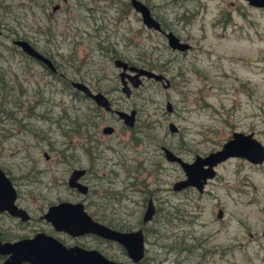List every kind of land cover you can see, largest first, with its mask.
Instances as JSON below:
<instances>
[{
    "label": "rangeland",
    "instance_id": "374dc122",
    "mask_svg": "<svg viewBox=\"0 0 264 264\" xmlns=\"http://www.w3.org/2000/svg\"><path fill=\"white\" fill-rule=\"evenodd\" d=\"M124 1L68 0L55 11L58 0H0V167L16 187V203L30 214L20 221L1 213V229L13 238L50 229L41 217L48 205L82 200L115 228L142 226V264H264V161L231 156L215 165L201 192L174 190L186 175L160 148L192 161L219 149L233 131L252 132L264 145V8L247 0H142L190 44L175 53L131 5L118 20ZM49 34L44 48L63 76L12 48L11 38L29 36L42 45ZM104 38L125 57L170 59V86L143 78L126 96ZM69 79L101 90L116 108L136 109L135 125L75 94L64 84ZM105 125L113 132H103ZM74 168L88 169L85 195L67 184ZM149 198L156 209L142 224ZM89 244L136 264L116 242Z\"/></svg>",
    "mask_w": 264,
    "mask_h": 264
},
{
    "label": "water",
    "instance_id": "95a60500",
    "mask_svg": "<svg viewBox=\"0 0 264 264\" xmlns=\"http://www.w3.org/2000/svg\"><path fill=\"white\" fill-rule=\"evenodd\" d=\"M250 5L264 8V0H247ZM133 8L141 15L142 22L149 28L161 30L160 23L153 17L149 7L141 0H131ZM168 44L172 48L188 49L190 44L182 41L174 32L166 33ZM14 43L21 46L27 53L44 61L48 66L54 68L51 60L36 50L28 41L24 39H15ZM116 66L121 68L123 87L122 90L129 95L130 88L126 76L134 86H137L141 79L140 75L155 80L163 81L164 75L153 70L127 65L120 58L115 59ZM126 69L133 71L128 73ZM163 82L164 87L169 86V81ZM72 84L82 90V92L92 98L97 105L105 109H111L112 106L108 98L101 91H92L85 83L81 81H72ZM166 108L171 110V102H166ZM119 116L127 125H133L135 122V109L130 112L116 110ZM170 130L176 131L177 126L169 123ZM113 126L105 125L102 131L112 133ZM166 158L169 161L178 162L185 172L186 177L176 180L173 183L174 190H181L187 186H194L200 192L208 178L215 175L214 166L231 156L245 157L253 163L264 161V145L253 135L252 132L233 131L231 136L225 140L219 149L210 151L204 156L196 154L192 161H186L170 149L164 147ZM85 172V168H74L70 172L67 184L75 188L80 193H86L88 186L81 182L79 178ZM16 188L11 179L0 167V211L7 210L11 215L20 216L22 219H28L29 214L25 209L19 207L15 201ZM155 212V206L151 198L147 200V206L144 209L142 220L149 221ZM218 216L221 212L217 213ZM44 218L48 220L53 227L59 230H65L73 235L92 232L110 240H114L125 247L128 256L133 261H139L144 257V233L141 228L133 230H120L103 222L94 219L85 209L83 201L60 200L48 206L44 213ZM262 234H264V227ZM0 255H7L0 264H123L117 260L105 256L95 248L86 249L78 245L65 246L54 236L45 232H37L30 237H22L14 241H2L0 239Z\"/></svg>",
    "mask_w": 264,
    "mask_h": 264
},
{
    "label": "flooded vegetation",
    "instance_id": "af4514ba",
    "mask_svg": "<svg viewBox=\"0 0 264 264\" xmlns=\"http://www.w3.org/2000/svg\"><path fill=\"white\" fill-rule=\"evenodd\" d=\"M57 0H43V2H44V4L45 3H53V2H56ZM59 2H56V3H54L53 4V6H52V10H58V9H60V7H61V4H63V3H66L68 0H58ZM77 1V3H79V2H81V1H83V0H76ZM142 1V0H141ZM144 2V1H143ZM146 5H147V3L146 2H144ZM124 4L126 5L125 6V8L123 7V8H121V7H119V10L121 11V14H120V16H119V18H118V20L120 21L122 18H125L126 17V9L129 7V5H131L132 6V2H131V0H128V1H124ZM84 5H83V3H80V5H79V7H83ZM148 6V5H147ZM149 7V9H150V11H151V14H153V17L155 18V19H157L158 21H159V23H160V27H161V30H158V29H155V28H149L148 26H146L143 22V24L145 25V27L147 28V29H149V30H153V31H155L156 33H160L161 35H163V37L165 38V40H166V43H167V45H168V47L170 48V50H172L173 52H175V53H177V52H179V53H185L187 50H189L190 49V47L188 48V49H185V50H182V49H178V48H172L169 44H168V41H167V37H166V33L167 32H169V31H171V32H174L178 37H179V39L180 40H182V41H186V40H184L181 36H179L174 30H173V28L169 25V23L168 22H165L164 21V19H162L160 16H157V15H155L154 13H153V11L151 10V8H150V6H148ZM83 8H85V9H87V10H89L90 11V7H88V6H84ZM132 8H133V6H132ZM134 9V8H133ZM135 10V9H134ZM136 11V10H135ZM138 14H139V16H140V19H141V21H142V18H141V15H140V13L138 12V11H136ZM95 20V19H94ZM100 26H97L96 27V30L98 31L96 34V36H98V34H99V32H100ZM2 35V31H1V29H0V36ZM49 36L50 37H45L44 38V40H43V43H42V45H40V43H38V42H36L35 40H33V39H31L29 36H26V37H14V38H11V41H12V43H13V45H14V47H12L14 50H16V51H18L19 53H20V55H22V56H24L27 60H29V61H31V62H36V63H40L41 65H43L47 70H48V73H50L51 75H53V76H57L56 74L58 73L59 74V76H63V74L61 73V72H59V70H58V65L56 64V62H55V60L52 58V56L49 54V53H47L46 52V50H45V48H44V46H46V44H48V45H50L52 42H51V39H52V35L51 34H49ZM101 38L102 37H98V40H101ZM15 39H24V40H26V41H28L36 50H38L40 53H42L43 55H45L46 57H48L50 60H51V62H52V64H53V66H54V68H51L50 66H48L44 61H42V60H40V59H38V58H36L35 56H33V55H31V54H29V53H27L26 51H24L22 48H21V46L20 45H18V44H16V43H14V41L13 40H15ZM105 39V38H104ZM104 39H102V40H104ZM106 41H109V42H111V43H108L107 44V47H106V49H110V53H109V55L111 56V58L113 59V64L116 66V64H115V59H117V58H120L121 60H123V61H125L126 63H127V65H132V66H136V67H144V68H147V69H150V70H153V71H155V72H157V73H161V74H163L165 77H164V79H163V81H161V80H155L154 78H148V77H146V76H143V75H140L139 76V79H141V82L137 85V86H134L133 84H132V82H131V80L129 79V78H127L126 76L124 77V79L127 81V84H128V86H129V88H130V94L129 95H127L123 90H122V87H123V82H122V79H121V76L119 75V72L121 71V68L120 67H118V66H116L117 68H119V72H118V76H119V81H120V83H121V91L122 92H124L125 93V95L126 96H130L131 95V86L132 87H138V86H140L142 83H143V78H146V79H150V80H153V81H155V82H157V83H160L162 86H163V82H165L166 80L165 79H167L168 81H169V86H170V79L166 76V69H168V65L170 64V62H171V60L170 59H167L166 61L164 60V61H162V62H158V61H151L150 59H146L145 57H143L142 55H140V54H137V57H135V58H129V57H125V56H123V55H120L116 50H115V47H114V45H115V43L113 42V41H111V39H105ZM41 46V47H40ZM175 57H177V55L175 54ZM160 66V71H157V70H155L154 68H155V66ZM126 71L128 72V73H133V71H130L129 69H126ZM73 80H75V81H81V82H83V83H85L83 80H79V79H69V80H64L65 82H64V84H67V85H70L73 89H74V92H75V94H81V96L82 97H86V98H90V97H88V96H86L83 92H82V90H80L79 88H77V87H75L73 84H72V81ZM92 91H94L87 83H85ZM168 86V87H169ZM164 87V86H163ZM164 88H167V87H164ZM97 91H101V90H97ZM102 92V91H101ZM107 98H108V100L110 101V104H111V106H112V108L111 109H105V108H103L102 106H100V105H97L96 103V105L97 106H99V107H101L103 110H105V111H108V112H110V113H114V114H116L119 118H121L120 116H119V114L116 112V110H124V109H121V108H116V107H114L113 106V104H112V102H111V100L109 99V97L104 93V92H102ZM90 99H92V98H90ZM93 100V99H92ZM94 101V100H93ZM95 102V101H94ZM165 107H166V103H165ZM167 109V108H166ZM132 109H130V110H124V111H127V112H130ZM168 110V109H167ZM168 111H171V110H168ZM122 119V118H121ZM135 121H136V109H135ZM122 122L124 123V121H123V119H122ZM170 122H172V121H170ZM169 122V123H170ZM169 123H168V128H169V130H170V127H169ZM125 124V123H124ZM125 125H127V124H125ZM135 125V122H134V124L133 125H127V127H133ZM171 132H174V131H172V130H170ZM87 135V137H86V141H88L89 140V136H88V134H86ZM164 147H166V148H168V149H170L171 151H173L171 148H169L168 146H166V145H161L160 146V148H161V151H162V153H163V155H164V157H165V159L166 160H168L167 158H166V155H165V150H164ZM174 152V151H173ZM175 153V152H174ZM176 154V153H175ZM169 161V160H168ZM171 162H174V161H171ZM215 167V166H214ZM3 169V168H2ZM4 170V169H3ZM5 171V170H4ZM88 171V169H85V172L83 173V175L79 178V180L81 181V182H83L82 181V177L85 175V173ZM5 173L8 175V173L5 171ZM185 173V172H184ZM215 173H216V171H215ZM215 176V175H214ZM213 176V177H214ZM8 177L10 178V176L8 175ZM11 179V178H10ZM11 181H12V179H11ZM83 183H85V182H83ZM206 183V182H205ZM12 184H13V181H12ZM86 184V183H85ZM14 185V184H13ZM87 185V184H86ZM205 185V184H204ZM88 186V185H87ZM14 187H15V185H14ZM16 188V187H15ZM70 188H73V187H70ZM75 189V188H74ZM203 189H204V187H203ZM76 190V189H75ZM77 191V190H76ZM88 191H89V187H88V190H87V192L86 193H80L79 191H77V192H79L80 194H82V195H85V194H87L88 193ZM17 192V191H16ZM16 198H17V195H16ZM15 201H16V199H15ZM70 201H72V200H70ZM77 201V200H76ZM80 201H82V200H80ZM18 205V204H17ZM19 207H21V208H23V209H25L26 210V212L29 214V212L27 211V209L25 208V207H23V206H20V205H18ZM49 206V205H48ZM48 206L46 207V209L42 212V214H41V217L45 220V222H46V224L48 225V227L50 228V229H46V230H38V231H36V232H34L32 235H26V236H21V237H17V238H13L12 236H10L7 232H4L2 229H1V225H0V239L2 240V241H6V240H8V241H14V240H16V239H19V238H22V237H30V236H33L35 233H37V232H45V233H47V234H49V235H52V236H54L56 239H58L63 245H65L66 247L67 246H72V245H78V246H80V247H83V248H86V249H90V248H95V249H97L98 251H100L101 252V250L100 249H98L97 247H95V246H93V245H90L89 244V239H91V240H93V238H96V239H98V240H101V239H104V240H109V241H113V242H116V241H114V240H110V239H107V238H105V237H102V236H100V235H97V234H95V233H92V232H87V233H81V234H77V235H73V234H71V233H69V232H67V231H65V230H59V229H56L55 227H53V225L48 221V220H46L45 218H44V213H45V211L47 210V208H48ZM146 206H147V203H146ZM146 208V207H145ZM85 209H86V207H85ZM156 209V208H155ZM88 212V211H87ZM218 212H221L222 213V210L221 209H219L218 210ZM1 213H7L8 215H10V216H12V217H15V218H18L20 221H27V220H29L30 219V214H29V218L28 219H22L20 216H15V215H11L7 210H3V211H0V214ZM89 213V212H88ZM90 214V213H89ZM91 215V214H90ZM94 219H96V220H98V221H100V222H103V223H105L104 221H102L101 219H98V218H95L93 215H91ZM218 216V215H217ZM219 217V216H218ZM144 223H146V222H144L143 220H142V224H144ZM105 224H107V223H105ZM107 225H109V224H107ZM111 226V225H110ZM111 227H113V226H111ZM131 226H126L125 228H121L122 230H133V229H138V228H141L142 230H143V228H142V226H139V227H136V228H133V226L130 228ZM143 233H144V230H143ZM144 241H145V236H144ZM116 243H118V242H116ZM121 247H122V249H123V251L127 254V252H126V249H125V247H123L120 243H118ZM102 253V252H101ZM105 255V254H104ZM106 256V255H105ZM127 256H128V254H127ZM144 256H145V247H144ZM5 257H7V255H0V260H3ZM108 257V256H107ZM129 257V256H128ZM144 258V257H143ZM143 258L141 259V260H139V261H133L130 257H129V259L130 260H132L134 263H136V264H142L143 263ZM120 262V261H119ZM122 263V262H121ZM24 264H30L29 262H24Z\"/></svg>",
    "mask_w": 264,
    "mask_h": 264
},
{
    "label": "trees",
    "instance_id": "16d2710c",
    "mask_svg": "<svg viewBox=\"0 0 264 264\" xmlns=\"http://www.w3.org/2000/svg\"><path fill=\"white\" fill-rule=\"evenodd\" d=\"M0 77H1V76H0ZM4 115L8 116L9 113H8V112H5ZM77 125L80 126V124H77ZM76 131H78V130H76ZM114 228H115V227H114ZM117 229H119V228H117ZM120 230H122V229H120Z\"/></svg>",
    "mask_w": 264,
    "mask_h": 264
}]
</instances>
